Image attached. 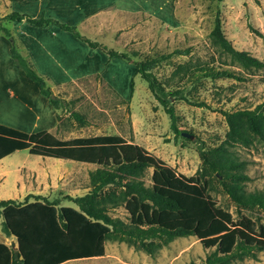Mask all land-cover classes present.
<instances>
[{"label": "rangeland", "instance_id": "374dc122", "mask_svg": "<svg viewBox=\"0 0 264 264\" xmlns=\"http://www.w3.org/2000/svg\"><path fill=\"white\" fill-rule=\"evenodd\" d=\"M100 3H105L106 8L84 19L97 11ZM12 12L74 25L80 34L100 43L96 59L105 79L98 73L75 80L65 76L44 78L51 89L50 97L60 100L59 107L54 108L40 92L38 83L30 80L14 61L11 51H5L9 46L21 52L25 41L18 31L21 27L17 19L9 17ZM217 14L231 44L264 64V0H0V94L25 90L34 102L38 101L35 94L42 96L55 112L54 126L52 118H46L43 129L61 139L122 135L146 147L177 172L206 179L212 199L235 218L244 214L262 222L263 214L258 209L238 208L214 175L202 169L199 146H215L228 132L223 111L253 109L257 105L264 108V65L244 67L214 41L210 32ZM109 49L127 53L129 60L111 57ZM150 58H159L150 70L157 83L154 93L134 67L135 62ZM207 67L228 69L245 79L203 76ZM162 92L168 96L167 106L174 109L179 130L191 133L193 138L183 139L181 132H173L169 115L155 98ZM198 102H204V106L196 105ZM72 112L84 115L86 123L80 124ZM231 150L245 162L242 172L249 178L245 188L263 187L264 139L253 134L248 144L236 143ZM95 168V164L16 150L0 160V199H22L33 192L49 200L58 199L59 204L50 208L54 213L59 207L77 209L64 196L86 193L90 188L89 172ZM151 170L147 169L143 177L147 184ZM108 206L109 215L128 221L123 204ZM51 221V226L44 222L43 232L58 228L62 245L76 251L88 248L94 253L59 264H187L191 260L205 264L204 258L212 250L189 235L169 241L153 240V252L149 254L128 239L101 238L100 229L94 230L97 237L92 239L79 224L64 232L56 216ZM230 264H264V250Z\"/></svg>", "mask_w": 264, "mask_h": 264}, {"label": "trees", "instance_id": "16d2710c", "mask_svg": "<svg viewBox=\"0 0 264 264\" xmlns=\"http://www.w3.org/2000/svg\"><path fill=\"white\" fill-rule=\"evenodd\" d=\"M9 17L17 21L24 18L37 26L56 24L73 31L90 47L100 46L98 42L81 36L74 26L51 17H32L18 12H12ZM210 35L244 67L259 68L264 65L257 57L231 44L222 31L218 14ZM10 51L14 61L30 80L38 83L40 92L57 109L60 100L50 97L51 89L46 86L42 75L18 51L14 48ZM175 52L183 53L182 50ZM108 54L129 60L125 52L109 49ZM158 59L134 63L135 72L140 74L153 93L157 83L150 70ZM202 75L245 79L231 70L211 67H207ZM155 98L169 115L173 132L180 134L174 109L167 106L168 96L162 92L161 96L156 94ZM196 105L204 106V102ZM71 114L80 124L86 123L84 115L78 112ZM223 114L229 126L228 132L215 146L206 149L199 146L202 169L214 175L238 208L258 209L263 214L262 222L244 214L235 218L212 199L206 179L201 181L199 176L177 172L146 147L122 135L100 134L61 139L46 129L29 133L0 123V159L16 150L26 149L34 155L96 165L89 172L90 188L86 193L64 196L77 209L59 207L54 213L50 208L59 204L58 199L49 200L46 196L33 193L27 194L22 201L11 198L0 200L2 230L7 235H15L18 240V248L11 252L10 264H59L73 257L94 255L88 248L76 251L74 247L62 245L58 228L43 232L41 228L44 222L51 226L54 216L64 232L71 231L73 226L79 224L87 236L94 239L97 237L94 230L100 229L98 236L101 238L128 239L149 254L153 252V240L169 241L192 235L203 247L212 248L204 258L205 264H230L243 256H254L256 251L264 250V186L253 190L245 188L244 183L249 179L242 172L245 162L231 150L236 143L248 144L253 134L264 139V108L257 105L253 109L223 111ZM149 168L152 170L147 184L143 177ZM30 198L33 201H29ZM117 204H123L128 221L109 215L108 205ZM36 212H39L38 216ZM92 220L102 224H93ZM187 264L197 263L191 260Z\"/></svg>", "mask_w": 264, "mask_h": 264}, {"label": "crops", "instance_id": "0c3cea01", "mask_svg": "<svg viewBox=\"0 0 264 264\" xmlns=\"http://www.w3.org/2000/svg\"><path fill=\"white\" fill-rule=\"evenodd\" d=\"M97 7V11L86 15L84 19L92 18L98 11H103L104 8H106L105 3H100ZM107 7H110V5ZM22 14L27 15L26 13ZM24 21L27 22L24 18L18 21V25L21 27L20 30H18V25H14V29L18 30L25 39L24 44H22V53H19L30 62L33 67L35 66L34 68L40 72L38 73L42 75L43 78L50 79L53 76H65L64 78L75 80L98 73L105 79L102 75L101 67H99V60L96 59V50L100 49V46H102L100 43L99 47L93 48L90 47L87 42L76 36L73 31L62 29L56 24L50 23L37 26L27 22L29 24L25 25L23 24ZM74 27L79 33L76 26ZM80 35L84 36L82 34ZM1 37L2 36H0V40H2ZM5 51L9 52L10 47L7 46ZM24 91L19 90L17 92L13 90L5 95L0 94V123L23 131H26V126H31L32 129L26 131L31 133L38 131V129H35L38 126H40L39 130H43L45 126L42 123L45 122L46 118L50 119L51 117L54 126L55 112L51 110L50 105L38 94H35L38 101L34 102L30 98V94ZM51 113H53L54 118L51 116ZM23 198L11 199L22 201ZM29 201H33V199L30 198ZM2 221L3 216L0 213V264H10V255L12 251L18 248V240L15 235H7L3 232Z\"/></svg>", "mask_w": 264, "mask_h": 264}, {"label": "water", "instance_id": "95a60500", "mask_svg": "<svg viewBox=\"0 0 264 264\" xmlns=\"http://www.w3.org/2000/svg\"><path fill=\"white\" fill-rule=\"evenodd\" d=\"M51 98H55L53 95L51 96ZM181 136L186 137V138H193V135L189 132L186 131H181Z\"/></svg>", "mask_w": 264, "mask_h": 264}]
</instances>
